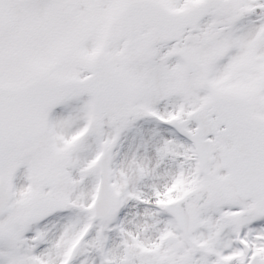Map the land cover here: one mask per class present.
Masks as SVG:
<instances>
[{
	"label": "snow or ice",
	"instance_id": "obj_1",
	"mask_svg": "<svg viewBox=\"0 0 264 264\" xmlns=\"http://www.w3.org/2000/svg\"><path fill=\"white\" fill-rule=\"evenodd\" d=\"M0 264H264V0H0Z\"/></svg>",
	"mask_w": 264,
	"mask_h": 264
}]
</instances>
